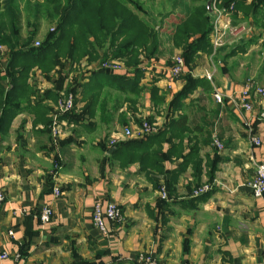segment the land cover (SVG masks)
Instances as JSON below:
<instances>
[{
    "label": "crops",
    "instance_id": "obj_1",
    "mask_svg": "<svg viewBox=\"0 0 264 264\" xmlns=\"http://www.w3.org/2000/svg\"><path fill=\"white\" fill-rule=\"evenodd\" d=\"M189 9L162 11L158 22L161 54L144 59V92L136 105L110 90L111 98L101 99L94 117L79 124L64 121L67 126L61 139L44 132L43 123L35 127L30 113L17 116L9 132L0 134V189L5 195L0 208V264H143L142 257L152 258L155 264H264V197L255 198L248 185L257 165L264 162V98L251 92L253 111L227 98L222 104L214 98L216 92L240 98L247 80L264 87V32L255 29L253 21L245 23L246 35L228 44L241 45L244 39L243 52L224 60L214 48L211 54L199 53L194 64H185L184 73L174 78L169 70L173 59L183 57L182 50L173 47L175 23ZM7 58L5 49L1 62L6 64ZM71 68L66 63L49 78L37 69L40 93L56 91L60 76L65 78L61 94L65 93L74 75H68ZM188 75L207 79L212 90L199 86L173 112L169 105ZM154 87L158 96L165 97L160 106L152 100ZM78 98L72 112L77 115L88 103ZM45 104L53 108L51 118L56 104L51 100ZM180 116L188 120L184 153L190 151V141L198 142L204 164L215 156L219 161L212 183L206 170L202 176L200 189H209L205 200L194 201L189 167L179 178L175 196L160 207V192L153 180L163 184L170 172L180 169L183 159L172 156L165 161V177L147 176L139 163L122 167L110 157L112 151L102 147L143 140L122 136L126 128H139L138 120L152 118L155 135L171 118ZM215 137L222 142V150L214 145ZM253 139L261 145L256 146ZM163 147L167 152L170 144ZM56 188L62 192L59 197L54 194ZM96 202H101L103 210L115 203L122 221L106 220V232L97 229L93 223ZM44 206L54 212L46 225L39 219ZM4 253L7 259H1Z\"/></svg>",
    "mask_w": 264,
    "mask_h": 264
},
{
    "label": "trees",
    "instance_id": "obj_2",
    "mask_svg": "<svg viewBox=\"0 0 264 264\" xmlns=\"http://www.w3.org/2000/svg\"><path fill=\"white\" fill-rule=\"evenodd\" d=\"M21 1L25 3V9L31 16L34 12L33 16L41 15L54 21L55 30L49 33L38 47L34 45L37 30L26 37L22 35ZM209 1L211 0H191V4H185L175 0V5L180 2L184 8H191L184 18L175 23L172 37L173 47L182 50L188 67L194 64L199 53L213 52V15L208 7ZM220 2V9L228 10L233 6L232 25L237 26L241 22L249 24L253 21L254 28L264 32V0ZM149 16L151 17L149 11L144 9L139 0H0V43L8 55L6 64L0 59V134L9 132L17 116L30 113L35 116L34 126L43 123L44 132H50L53 136L52 127L56 113L48 118L53 108L46 105L45 101L51 100L58 104L62 98L65 78L60 76L56 91L42 94L37 88V79L29 83L30 74L35 68L40 70L45 78H49L53 71L63 68L66 63L72 66L68 75L76 71L64 94L75 95L76 105L80 96L88 103L81 114L72 113L74 108L71 112L57 117L59 122L79 124L86 117H94L95 107L101 99L111 98L110 90L126 95V101L136 105L144 92L141 86L144 78V59L152 60L161 54L159 25L151 22ZM241 43L233 47L226 45L217 52L222 59H227L244 51L247 43L244 39ZM81 61L90 65L92 70L80 69ZM113 61H121L124 70L99 68L100 65ZM95 64L97 65L94 69ZM87 79L89 82L85 83ZM185 83L182 91L175 95L169 105L173 112L179 111L182 102L199 86L212 90V85L207 79H195L188 75ZM105 89H109V92ZM152 100L156 106H160L164 104L165 97L158 96V89L154 87ZM144 121L153 123L152 118ZM144 121L138 120L139 127ZM187 123L186 116L171 118L165 129L155 135L139 141L112 143L113 147L110 149L103 145L102 149L112 151L110 157L118 160L122 167L139 163L141 171L147 176L161 174L165 177L168 174L164 170L165 161L170 160L172 156L182 158L180 169L170 172V178L163 184L158 179L153 180L159 192L162 187L167 191L168 199H159V206L163 207L175 196L176 185L187 168H192L193 183L189 188L192 194L200 189L205 170L209 183L215 178L219 161L217 156L212 160L207 159L204 164L200 156V144L191 141L190 151L184 153L183 133L188 131ZM166 143L170 144L167 152L163 147ZM205 193L197 195L194 201L205 200Z\"/></svg>",
    "mask_w": 264,
    "mask_h": 264
},
{
    "label": "built area",
    "instance_id": "obj_3",
    "mask_svg": "<svg viewBox=\"0 0 264 264\" xmlns=\"http://www.w3.org/2000/svg\"><path fill=\"white\" fill-rule=\"evenodd\" d=\"M211 10L213 15V31L211 34V42L214 50L221 49L222 47L229 44L228 36L230 33H234L235 37L239 35L240 28H234L232 25L231 14L233 12V6L230 9H220L219 4L220 0H211ZM5 52L4 46L0 43V56H3ZM185 61L181 55H176L173 59V65L170 67V73L174 78L180 77L184 73ZM91 68V67H90ZM99 68H110L114 71L124 70L123 64L117 61L111 63H104L100 65ZM209 80H212V77L208 76ZM251 92L257 97L264 98V87L257 86L252 80H247L244 84V88L241 92V97L236 99L232 95H226L221 92H216L214 94L215 100L222 104L224 99L227 98L230 102L234 103L237 106L242 107L246 111H253L254 106L250 101ZM62 98L59 99L58 104L56 105V114L55 121L52 127L53 137L56 139H61L64 135V128L67 126L66 122L57 119V117L71 112L76 106V97L73 94L65 95L61 94ZM157 131L156 125H152L149 122L144 121L143 124L133 131L130 128H126L123 132V138H145ZM253 142L256 146L261 145L259 139H253ZM214 145L218 150L224 148L222 142L218 140L217 137L214 138ZM249 188L252 191V194L255 198L264 197V162L257 165L256 175L253 180L249 182ZM209 189L207 187L201 188L195 192V195H200L207 192ZM56 197L61 196L62 192L59 188L54 190ZM160 197L164 200H167V191L162 187L160 191ZM5 195L4 192L0 189V208L4 206ZM54 212L50 206H44L39 215L41 224L46 225L50 224L53 220ZM123 219V214L121 209L115 204L111 203L108 205L106 210H103L101 202H96L93 212V223L94 226L102 232H106L105 221L109 220L111 222H120ZM8 254L4 253L1 255V259H7ZM141 261L143 264H155L152 258L142 257Z\"/></svg>",
    "mask_w": 264,
    "mask_h": 264
},
{
    "label": "rangeland",
    "instance_id": "obj_4",
    "mask_svg": "<svg viewBox=\"0 0 264 264\" xmlns=\"http://www.w3.org/2000/svg\"><path fill=\"white\" fill-rule=\"evenodd\" d=\"M42 1V0H41ZM180 1H183L185 2V4H191V0H180ZM140 4L144 6V9H147L151 15V17L149 16V19L151 22H154L156 24H158V22L161 21L160 17L163 16V10L165 8H184L180 2L175 5V0H139ZM212 5V3H211ZM25 3L23 1H21V9L23 10L21 12V16H20V23H21V27H22V35L24 37H26L27 35L29 34H33L36 30H37V35H36V39H35V47H38L40 46L41 42L43 41V39L46 38V36L53 32L55 29V25H54V21H51L49 19H47L46 17H43V16H33L34 12H32V16L28 13V11L25 9ZM37 17V18H36ZM233 27L236 29H238V27L240 28V35L238 37H235L234 33H230L229 36H228V42H232L237 39L236 41L238 40H241V38H243V36H245L247 33V31L245 30L247 27L245 25V22H241V23H238L237 26H234ZM235 41V42H236ZM172 47V45H170ZM227 46H229L227 44ZM118 63L120 62V64L122 63L121 61H117ZM123 64V63H122ZM80 65V69H83L85 68V70H92L90 67V65L86 64V62L84 61H81L79 63ZM78 65V66H79ZM77 66V67H78ZM76 67V66H75ZM124 67V65H123ZM40 71V70H39ZM37 72V68H35L31 74H30V80H29V83H33L35 81V79H37V74L39 73H36ZM76 72V71H75ZM74 72V73H75ZM42 76V75H41ZM72 81V79H71ZM72 83V82H70ZM61 161V160H60Z\"/></svg>",
    "mask_w": 264,
    "mask_h": 264
},
{
    "label": "water",
    "instance_id": "obj_5",
    "mask_svg": "<svg viewBox=\"0 0 264 264\" xmlns=\"http://www.w3.org/2000/svg\"><path fill=\"white\" fill-rule=\"evenodd\" d=\"M211 3H212V1H209V3H208V7L210 10H211Z\"/></svg>",
    "mask_w": 264,
    "mask_h": 264
}]
</instances>
